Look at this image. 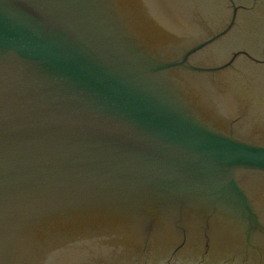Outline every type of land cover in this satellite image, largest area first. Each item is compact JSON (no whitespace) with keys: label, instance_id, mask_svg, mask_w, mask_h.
I'll return each instance as SVG.
<instances>
[{"label":"water","instance_id":"95a60500","mask_svg":"<svg viewBox=\"0 0 264 264\" xmlns=\"http://www.w3.org/2000/svg\"><path fill=\"white\" fill-rule=\"evenodd\" d=\"M163 1L165 12L185 19L197 35L221 22L220 0ZM114 8L110 0H0L1 264L12 260L10 250L30 247V229L45 221L54 226L58 216L83 229L91 221L108 229L136 195L155 202L168 188H196L192 181L208 169L264 171V148L203 128L163 100L151 75L173 63L144 66L129 41L132 31L143 36L141 25L112 18ZM251 11L242 13L240 32L264 45V6L257 16ZM223 40L205 61L222 62ZM239 63V70L197 77L206 76L207 99L230 124L241 114L237 123L246 134L262 135L263 101L254 89L264 99V64ZM77 205L82 213L74 218ZM181 248L176 264L190 263L193 245ZM95 252L72 264L111 258L108 250Z\"/></svg>","mask_w":264,"mask_h":264}]
</instances>
